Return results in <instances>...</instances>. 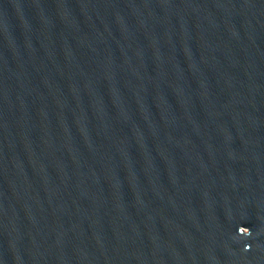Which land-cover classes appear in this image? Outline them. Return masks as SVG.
I'll list each match as a JSON object with an SVG mask.
<instances>
[{
	"label": "water",
	"instance_id": "1",
	"mask_svg": "<svg viewBox=\"0 0 264 264\" xmlns=\"http://www.w3.org/2000/svg\"><path fill=\"white\" fill-rule=\"evenodd\" d=\"M0 264H264V0H0Z\"/></svg>",
	"mask_w": 264,
	"mask_h": 264
},
{
	"label": "clouds",
	"instance_id": "2",
	"mask_svg": "<svg viewBox=\"0 0 264 264\" xmlns=\"http://www.w3.org/2000/svg\"><path fill=\"white\" fill-rule=\"evenodd\" d=\"M238 234L242 236H249L251 235V229L244 227V226H240L238 228Z\"/></svg>",
	"mask_w": 264,
	"mask_h": 264
}]
</instances>
